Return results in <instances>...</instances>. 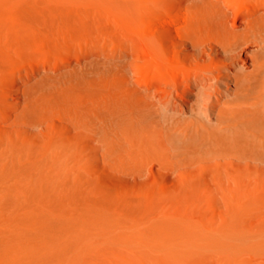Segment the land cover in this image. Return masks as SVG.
Instances as JSON below:
<instances>
[{
  "label": "bare ground",
  "instance_id": "6f19581e",
  "mask_svg": "<svg viewBox=\"0 0 264 264\" xmlns=\"http://www.w3.org/2000/svg\"><path fill=\"white\" fill-rule=\"evenodd\" d=\"M107 15L119 18V169L152 176L228 164L239 174L263 173L264 0H0V82L32 68L35 55L100 43L115 30ZM64 58L62 65L76 61ZM53 101L43 94L35 107L43 112ZM1 127L0 264H240L239 240L264 237V218L250 217L254 200L264 204L259 178L246 189L245 224L225 218L206 230L152 216L156 197L139 185L70 178L67 132ZM119 209L146 218L121 236L132 241L129 252L114 247Z\"/></svg>",
  "mask_w": 264,
  "mask_h": 264
},
{
  "label": "rangeland",
  "instance_id": "374dc122",
  "mask_svg": "<svg viewBox=\"0 0 264 264\" xmlns=\"http://www.w3.org/2000/svg\"><path fill=\"white\" fill-rule=\"evenodd\" d=\"M107 18L115 30L104 35L107 36V40L105 37L102 38L104 42L101 41L97 44H91L89 47L87 46L89 48V56H86V60L84 56L87 54L88 48L81 49L80 46H74L75 50L72 49L71 52L69 51L70 53L67 50H62L56 54L57 58L55 59H58L60 63L58 61L56 63L54 59L56 55L46 56L39 54V57L35 55L32 68L31 65H27L22 69L21 73L5 76V80L0 82V124H2L0 127L2 126L1 128L8 131H11V129H24L31 134L43 137L47 136L53 128L59 133L67 132V134L74 137L72 139L73 149L63 155L66 173L70 175V178H74L76 176L75 173L79 172L90 179L107 180L106 182L109 184L119 186V189L122 186L132 188L135 185H139L144 190H147V194L156 197L157 205L152 209V216L158 215L172 218L179 222L190 221L199 224L202 226L201 228L210 230L215 225L222 223L225 218H228L235 225L245 224V220L248 219V207L250 205L246 196V189L250 182H255L258 178L264 182V172L257 175L239 174L233 172L228 164L219 166L214 170L199 172L194 170L193 166L188 165V167H181L180 171L182 174L178 171L173 172V175L169 169H164L162 174H154L152 175L154 177H152L150 174L143 176L119 169V18L113 15H107ZM92 45L98 49L96 53L90 51L92 50ZM99 49L106 51L107 55H104L105 52L101 54ZM73 50L74 52L85 50L86 54L78 52L77 55L76 52L73 53ZM79 53L83 57H79ZM72 55L76 58L78 56V59H75V57L73 59ZM41 56H43V60ZM64 57L67 60L72 58L76 61H70L68 64ZM51 58L55 62H51ZM63 58L65 59L63 63H66L64 65H67L68 68L62 65L61 61ZM81 58L83 59L79 63L81 65L84 64V67L78 63ZM45 59L46 61L44 62ZM95 59L96 62H94ZM47 61L54 63V65L52 64L53 68H55L54 70L51 67V70H49ZM58 63L64 68L60 67L59 69L58 66L60 65ZM35 66L40 68L39 72L36 71ZM46 68L49 69L46 71ZM30 69L33 71L31 72ZM28 72L30 76L26 75ZM20 76L22 77L20 78ZM43 94L54 98L51 108L44 110L45 113H43L44 111L39 112V109L35 107V102ZM7 114L10 115L9 119H6ZM89 120L91 121L89 122ZM94 138L95 140H93ZM75 139L76 142L74 141ZM83 140L86 141L83 142ZM154 164L158 165L157 162ZM168 172L172 175H169ZM156 175H159L158 178H155ZM198 175H201L200 178ZM114 178L116 179L114 180ZM74 179H71L72 185L75 181ZM208 179L209 181L206 182ZM126 181L128 182L126 183ZM147 182L150 185L146 184ZM152 187H155L153 192ZM254 201L253 206L256 207L253 208L252 216L250 217L254 219L264 218V204L262 205L259 200ZM120 211L119 209V225L115 227V230L119 233L120 240L114 247L119 252H129L126 249H132L133 243L128 237L123 238L121 236H131L129 233L137 229V225L132 226V224L134 222L141 223L140 220H145L146 218H132L129 215L122 214ZM244 240L243 238L239 240L241 244L239 242L237 248L240 250L242 246L241 250H244L239 252L241 253L240 255L237 253V258L241 260L240 264H264V237L245 240V242ZM248 244L252 245V247L249 248ZM242 260L245 262H242Z\"/></svg>",
  "mask_w": 264,
  "mask_h": 264
}]
</instances>
